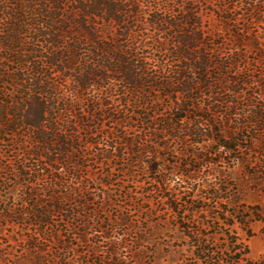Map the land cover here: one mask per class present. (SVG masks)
I'll return each instance as SVG.
<instances>
[{"label": "rangeland", "instance_id": "1", "mask_svg": "<svg viewBox=\"0 0 264 264\" xmlns=\"http://www.w3.org/2000/svg\"><path fill=\"white\" fill-rule=\"evenodd\" d=\"M173 1L181 5L187 2L138 0L137 3L141 10L154 12L169 11ZM251 1L202 0L194 5L205 11V20L210 22L214 34L221 36L217 41L222 43V51L230 61L239 47L243 58L239 77L249 83L246 88L240 87L244 96L235 107L232 89L229 85H220V104L212 113L208 110L210 103L200 99L199 92L195 94L198 110L193 115L208 133H237V118H241L243 109H252L250 99L260 90L259 81L264 83V0H257L258 6L253 12L249 11ZM6 23L0 22L3 38L8 33ZM29 33L34 37L33 31ZM244 36L246 39L251 36L254 46H260L258 40L262 42V52L243 45L239 38ZM45 41L23 35L15 42L17 52L9 56L4 53V59L0 60L5 62V85L0 96V217L3 223L0 264H196L193 261L195 241L187 237V229L194 236H201L202 242L215 230L210 231L202 224L205 214L202 218L196 215L195 223H190L193 217L188 216L190 222L183 223V219L169 211L171 202L180 204L183 212L191 208L185 207L193 195L185 183L191 176H195L202 189L208 184L226 187L233 184L226 195L233 199L227 206L230 214L240 212L239 216L246 215L247 220L254 206H259L264 214L263 187L257 186V173L261 175L262 170L255 165L263 160L264 151L260 146L264 144V134L255 125H248L252 139L246 144L254 146L252 151L229 155L213 139L193 146L192 140L176 129L175 111L170 108L169 99L152 93L143 109L141 98L145 92L138 90L129 94L120 81L112 78L100 81V86L95 84L80 91L84 94L81 97L77 96V79L64 78L53 71L48 73L50 79L38 76L42 84H50L49 89L42 86L53 97L50 101L54 115L48 133L54 145L52 152L47 151L44 143L35 146L33 132L22 124L24 100L30 96L26 88L31 86L33 78L31 68L4 60L6 57L13 60L33 42L42 54L51 53ZM84 48L82 64L90 63L92 45ZM168 60L170 65L171 59ZM39 64L44 66L41 60ZM82 70V65H77L73 74L79 78ZM107 74L112 76L110 72ZM20 75L22 80L18 86ZM221 78H225L224 74ZM253 78L256 84L251 85ZM41 87L34 90H44ZM123 94L128 95V106ZM143 111L148 112L144 125L138 115ZM187 124L181 125L182 128ZM71 131H77L70 140L74 148L68 155L58 156L57 142ZM47 157L60 163L50 165ZM149 162L159 165V173L151 174ZM54 205H60L61 210L51 209ZM208 207L213 209L211 218L218 214L217 206H209L203 200L197 201L193 209ZM42 220L49 223L44 224ZM248 227L254 235L247 242L251 262L264 264V223L255 221ZM234 230L246 241L247 227L238 224Z\"/></svg>", "mask_w": 264, "mask_h": 264}, {"label": "trees", "instance_id": "2", "mask_svg": "<svg viewBox=\"0 0 264 264\" xmlns=\"http://www.w3.org/2000/svg\"><path fill=\"white\" fill-rule=\"evenodd\" d=\"M186 1L182 5L178 1H173L169 11L147 12L141 10L138 0H0V22H7L5 26L8 31L4 38L0 36V60L4 59V53L8 55L17 52L15 42L23 35H30L33 40L36 37L45 39L51 51L42 54L43 52L39 51L33 42L14 56L13 60L7 57L4 60L23 64L27 69L31 68L33 78L30 80L31 86L26 88L30 96L24 100L22 124L33 132L35 146L44 143L47 151H53L54 140L49 138L51 129H48L50 119L54 115L50 101L53 97L50 91L46 90L50 88V84H42L38 78L42 75L49 77V71H53L61 73L64 78L77 79V84L79 83L77 96L81 97H84L81 92L95 84L100 86V81L108 78L120 81L129 94H135L138 90L144 91L145 94L141 98L143 109H146L148 95L157 93L159 98L171 101L170 108L175 111V126H178L176 129L185 133L183 136L192 140L193 146H201L206 140L213 139L216 141L215 144L224 149L223 153L229 155L240 151L241 153L252 151L254 146L246 144L252 139L248 125H255L257 131L264 134L262 81H259L260 90L250 99L252 109H243L241 118H237L235 134L232 132L224 135L223 132L221 136L218 135V131L215 134L214 131L208 133L193 115L198 110V98L195 97L197 92L200 93V99L210 103L208 110L212 113L220 104V85H229L228 87L232 89L234 97L232 104L235 107L238 105L237 101L244 96V91L240 87L246 88L249 83L239 77L238 68L243 61L239 47L233 52V61H230L222 51V43L217 41L221 36L214 34L210 22L205 20V11L199 6H194L202 0ZM257 6V0H252L249 11H255ZM29 31H33L34 37ZM247 34L250 35L249 32ZM244 37L239 38L243 45L262 52V42L258 40L260 46L258 44L254 46L251 36H248L249 39H246L247 36ZM88 44L92 45V50L89 51L91 62L82 64L84 46ZM168 59H171L170 65L167 64L170 61ZM40 60L44 62V66L39 64ZM4 65L5 62H0V96L5 85ZM77 65L83 67V72H79V78L73 74ZM109 72L112 73L110 77L107 74ZM223 74L224 79L221 78ZM21 80L20 75L17 78L18 86ZM255 81L253 78L250 84H256ZM42 85H45L46 89ZM37 87L44 90L37 92L34 90ZM127 96L123 94L126 106ZM147 113L143 111L142 114H138L143 125ZM186 122L188 126L182 128L181 125ZM75 132L77 131L65 133L57 145L55 144L58 147V156L68 155L74 148L70 140L74 138ZM177 139L179 140L180 136ZM260 149L264 151V144ZM262 157L263 160H259L255 165L262 170L261 175L257 173V186L263 187V191L261 189L258 191L264 193V155ZM47 159L52 163L50 165L60 163V160L51 161L48 157ZM211 164L215 165L214 162ZM147 165L151 174L159 173V165L153 162ZM23 173L26 175L25 171ZM185 183L189 186L187 187L189 193H193L185 207L191 208L183 212L180 204L171 202L169 211L183 219V223L190 222L191 218H187L188 216L193 217L190 223H195L196 215L202 218L201 215L205 214L206 220H202V224L210 231L215 230L202 242L201 236L196 234L194 236L192 231L187 229V237L195 241L193 261L196 264H253L247 242L254 235L248 226L255 221L264 223L262 209L259 206L253 208L249 206L252 210L251 216L248 215L246 220V215L240 217V212L230 214L227 210L233 199L226 195L234 187L233 184L227 187L223 184L219 186L208 184L202 189L198 187L195 176L187 177ZM204 192L205 196H202ZM196 198L200 200H195ZM202 200L209 202V206L210 204L217 206L218 214L211 218L213 211L211 207L193 209L197 201ZM50 208L61 210L60 205ZM42 221H45L44 224L49 223V220ZM238 224L242 228L247 227L246 241H243L234 230ZM2 227L0 217V230ZM204 236L206 238V235ZM197 238L199 240L196 242Z\"/></svg>", "mask_w": 264, "mask_h": 264}]
</instances>
